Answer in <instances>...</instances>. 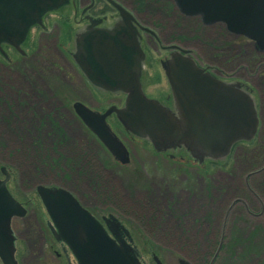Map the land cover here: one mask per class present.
Segmentation results:
<instances>
[{
  "label": "water",
  "instance_id": "1",
  "mask_svg": "<svg viewBox=\"0 0 264 264\" xmlns=\"http://www.w3.org/2000/svg\"><path fill=\"white\" fill-rule=\"evenodd\" d=\"M109 1L119 14L115 25L78 31L72 57L91 84L123 93L125 99L120 107L110 105L102 113L78 101L73 109L113 158L123 164L129 159L127 149L106 123L112 113L125 131L148 140L156 151L183 147L198 162L223 160L235 142L252 139L258 120L250 95L199 66L189 50L173 46L176 49L160 60L175 111L148 97L140 81L145 54L134 18L120 4ZM175 1L186 14L202 12L204 23L226 21L230 29L241 30L264 50V0ZM68 2L0 0V43L20 50L28 28L41 24L45 13ZM1 170L5 178L0 181V259L3 264H17L10 219L24 215L25 208L5 187L9 172L5 167ZM36 192L55 228V238L66 243L77 264H139L133 247L118 237L117 226L108 225V232L70 191L39 184Z\"/></svg>",
  "mask_w": 264,
  "mask_h": 264
},
{
  "label": "rangeland",
  "instance_id": "2",
  "mask_svg": "<svg viewBox=\"0 0 264 264\" xmlns=\"http://www.w3.org/2000/svg\"><path fill=\"white\" fill-rule=\"evenodd\" d=\"M136 15L141 21L153 26L158 31L162 42L177 39L181 48L189 49L200 63L212 67L217 73L222 75L231 73L233 77L250 78L256 82L264 81V66L257 68L255 71L253 70L252 73L248 71L250 59L252 58L251 45L243 38L226 33L222 24L215 23L207 26L203 25L202 27L196 18L186 17L179 13H164L153 4L151 6L146 5L140 12H136ZM64 16H68V21L71 20V14L65 11H61L60 14H51L45 20L50 17V23L54 19L61 20L64 24ZM57 25L60 28V33L58 35V29L55 26L54 35L59 36L56 44L64 43L63 46L65 47L68 41L65 38L68 27L64 25L63 28V25ZM200 28L202 29V32L200 31L201 37L197 38L195 31ZM145 40L150 46L148 64L143 80L144 89L149 95L159 94L167 86L166 78L158 62V59L162 57V53L159 50H154V45L147 36ZM53 42L54 40H51L49 47L43 53V59L40 60L38 66L39 72L30 74L27 71L19 74L16 72L8 74L6 84L10 87H6V90L3 91L4 97L8 102H11L13 111L18 117H14L17 121L10 124H5L9 120L7 118H3L0 122V165L7 167L12 173L13 178L9 188H12L14 194L17 197L22 196L23 193L29 194L34 201L26 218L14 217L11 222L13 232L17 238L24 240V242H15L17 248L15 257L19 264H66V261H69L70 264H77L66 246L67 252L65 251L64 254L67 255L68 260L67 258L65 261L64 259L46 257L44 245L47 242H42L44 235L38 220L41 217L44 221L46 212L34 192L35 186L38 184L60 186L70 190L83 205L95 210L98 216L107 211L115 213V207H117L115 197H118L120 206L124 208H136L142 202L146 203L147 201L148 204L140 206L142 209L138 208V210L163 219V224L158 226V230L154 231V229L150 230L149 228L147 231L137 230L133 232L136 239L133 244L140 258L148 264H151V251H155L156 254L160 255L159 257L165 260V264H172L171 261L165 259L167 256H189L192 262L195 263V260L199 258L197 254L190 252L192 251L191 245L203 255L209 249V243L217 242L222 234L224 242L230 239L233 232H236L240 240H243L255 227L261 226L264 229V213L248 214L241 205H235L226 216L229 204L235 197L239 196H244L254 212L260 210L258 201L243 186V175L248 163L242 161L243 157L240 155L239 149L234 153V164H231V169L226 166L225 162L213 167L214 176L211 180L212 188L209 194L203 192L201 188L198 193L181 192L177 199L172 201L175 203L173 205H170L171 200L167 194L158 195L156 187L146 181L136 188L134 194L136 198H129L130 194L124 188L122 179L115 178L112 170L113 164L106 155L103 159L105 160L104 166L107 169H102L96 160L92 163L88 159L86 162L88 157L85 156L92 153L94 151L92 148H95V146H92L89 141H87L86 146V139L82 132L76 128L69 117L66 116L64 120H61L58 112L52 111L53 106H57V110H59L58 98H52L47 103L46 108L42 109V111L49 110L51 112V118L59 127L64 129L67 137L64 144L56 146L55 151L51 149L49 145L50 141L54 139V134L53 132L47 133L44 130L48 129V124L44 125L41 133H36L38 119L27 117L28 113L24 108L19 107L16 100L22 98L20 91L23 89H28L31 95L32 89L35 87H38L41 92H46L45 83L54 85L58 91L59 86L56 81L68 76L67 70L57 67L61 66L63 61L59 57ZM225 44L230 45L229 51L237 55L231 63L225 58L228 50L217 51L216 49V47H224ZM52 62H55L56 67H51ZM93 93L95 100L92 102L90 96L87 99L95 106L103 107L114 101L112 96L105 95L102 97L98 92ZM257 95H259L260 104L263 105L261 110L264 113V87H259ZM121 100V96H115V103H120ZM2 112H4L2 116H5V113L7 114L4 108ZM7 115L9 116V113ZM37 116L40 118L42 115L39 113ZM28 118V126L31 131L25 133L21 129L23 126L21 120L28 122ZM40 121H44V119L41 117ZM34 139L44 142L42 148L35 147V149H39L38 151L42 156L48 153L55 160H58L55 163L51 161L56 166L43 164V162L36 161L32 157L34 156L32 152V141ZM142 147L143 144H133L131 147L132 158L147 162L153 161L154 157H151ZM71 156L75 157L77 161L81 160L82 168L78 172H73L67 163ZM140 172L139 174H142ZM97 177H99L98 180H101L98 184L95 183ZM260 180L263 181V184H259ZM252 187V190L264 202V176L252 180ZM146 188H150L152 191V196L149 198H146L143 193ZM133 200L135 202H132ZM178 217H181V223L177 222ZM262 233L264 234V231ZM137 235H144L143 240ZM149 235L152 236L149 237ZM146 239L150 240L145 241ZM237 243L241 244L243 242ZM256 257L258 262L264 264V251ZM231 262L227 264H235L234 261L231 260ZM196 264L199 263L196 262ZM249 264H255L254 260Z\"/></svg>",
  "mask_w": 264,
  "mask_h": 264
},
{
  "label": "flooded vegetation",
  "instance_id": "3",
  "mask_svg": "<svg viewBox=\"0 0 264 264\" xmlns=\"http://www.w3.org/2000/svg\"><path fill=\"white\" fill-rule=\"evenodd\" d=\"M113 2H117L122 7H124L134 18V24L136 25L138 32H139V41L141 48L145 54V58L143 60V69L141 72L140 80L142 83L143 90V80L145 78V69L147 68L148 64V50L150 44H148L145 40L146 36L150 39V42L154 45V50H159V52L162 53V57L158 59V62L160 64L161 59H165L169 56V54L174 51L176 48L173 46L180 47V45L176 40L173 41H167L162 42L159 38L158 31L150 25H147L141 19L136 15V12H140V6L138 5L136 0H112ZM176 9V12L180 15H184L186 17H193L197 19V22H200V25L203 27V25H212L215 23H220L224 27V31L226 33L238 36L240 38L245 39L252 47L251 55L252 58L250 59V67H248L249 73H252L253 70L259 69L261 66H264V50L258 48L254 40H251L247 38L241 30L237 29H230L229 25L224 20H219L215 22L210 23H204L203 22V13L197 12L194 14H186L184 13L177 2L175 0H170ZM151 6V4L149 5ZM178 10V11H177ZM61 11H65L71 14V20L68 21V16H64V24L61 22V20H54L52 19V23L49 22L50 17L48 20L47 16L58 13L60 14ZM119 14L115 6L109 1V0H69L67 4H65L63 7L50 11L45 13L42 16V23L41 24H33L31 25L26 33V36L24 40L19 44L20 50L16 49L14 46L7 44L5 42L0 43V122L3 120V118H7L5 124H10L11 122L17 121L16 118L18 117L15 115L16 113L13 111L11 102L7 101V99L3 95V91L6 90V87H10L8 84H6L7 81V75L12 74L13 72L16 73H24L29 71L30 74H35L39 72V62L43 59V53L44 51L49 47V44L51 40H54V47L59 55V57L62 59L63 64L61 66H57L59 69L63 68L67 70L68 76H64L65 78H62L58 81H56L57 85L59 86V90L57 91L55 86L50 83H45L44 87L46 88V92H41L39 88L35 87L32 89V95L31 92L25 89L20 91L22 98H18L16 100L17 104L20 108H24L26 110L27 117H30V119L36 118L37 121V129L36 133H41L44 128V125L48 124V129L46 130L47 133L53 132L54 128L52 126L55 125L54 120L51 118V112L49 110L42 111L43 108H46V105L48 102L51 101L52 98L56 99L58 98L60 105L59 110H57V106H53L54 112H58L59 119L64 120L65 117H69V119L72 121V123L76 126L80 132H82L84 138L86 139V146L87 141L90 142L92 146H95L94 151L90 153L89 155H86V161L90 159V161L93 163L95 160L100 164V167L102 169L105 168L104 163L105 160L103 158L106 157L111 159V163L113 164V174L115 175V178L118 180L122 179L123 186L130 194L129 198H136L134 197L135 190L137 187H140L142 182H148L151 183L152 186H155L158 192V195H165L167 194L170 198V205L175 204L174 201L177 199L179 194L181 192H187V193H198L200 188L205 193H210V190L212 188L211 180L214 176L213 167L216 165H221L224 162L227 164L226 166L230 167L233 163V159L235 156L236 150H240V155L243 157L242 161L244 163H248V167L246 168L244 175H243V186L246 189V191L251 192L250 194L253 195L252 197L258 201L260 205V210L257 212H254L252 210V207L249 206V203L245 200L244 196L235 197L231 203L229 204L227 210L229 211L235 206V205H241L242 208L245 210L248 214H260L264 213V202H262L261 198L252 190V180L258 179V177L264 176V113L262 112L261 108L263 105L260 104L259 99V87H264V81L256 82L250 78H242V77H233L231 73L222 75L220 73H217L212 67L208 65H204L200 63L191 53L189 49V54L194 58L196 63L203 67L206 71L211 73L216 78L229 82V83H235L240 90L246 92L250 95L257 115V128L254 136L252 139L248 141H237L235 142L228 155L223 159L222 161H213L210 159H204L202 162H198L193 160L188 153L185 151L183 147L179 148H173V149H167L165 151H156L152 144L145 139L136 137L135 135L128 133L124 130L120 122L117 120L114 113L106 117V122L110 126L112 132L115 134V136L122 142V144L127 149L128 153V161L127 163L123 164L113 158L111 154L106 150V148L103 146V144L96 138L95 135L88 129V127L83 123V121L78 117V115L75 113L73 109V103L74 102H80L89 107L93 111H98L100 113L104 112L107 107L110 105H115L117 107H120L125 99V95L122 93H115V92H106L103 91L97 87H95L93 84L89 82L87 77L84 75V73L81 71V69L78 67V65L75 63L72 57V53L74 52L75 47V34L78 31H86L87 29L91 28H100V29H108L115 25V21L118 19ZM148 18H150L148 16ZM57 24L66 25L68 27L66 35L67 45L64 47L63 44H56L57 40L59 38L60 28ZM58 29V35L57 37L54 35V28ZM197 27V26H196ZM147 29V30H146ZM202 29H197L195 32V36L197 38L201 37ZM62 32V31H61ZM64 33V32H63ZM181 48V47H180ZM184 49V48H182ZM217 51H223L222 49L228 50V54L225 57L227 60H229V63L232 62L233 59L236 58V54H232L230 50V45H226L224 47H216ZM239 55V54H238ZM56 67L55 62H52L51 67ZM161 66V65H160ZM254 67V68H253ZM256 67V69H255ZM162 69V68H161ZM164 74V72H163ZM165 76V74H164ZM166 78V76H165ZM167 81V78H166ZM93 90V91H92ZM19 92V91H17ZM99 93L103 96H112L114 97V101L112 103H109L103 107L101 106H95L93 103L91 104L87 97L90 96V100L94 99V93ZM146 95L150 98H154L158 100L162 105L169 108L171 111H175L174 109V99L171 91V87L167 81V86L164 88V90H161L159 94H151L149 95L147 92H145ZM115 96L122 97V100L120 103H115ZM87 100V101H86ZM97 100V99H96ZM98 101V100H97ZM32 103V104H31ZM4 110L9 113V116L5 113V116H2V112ZM38 109V110H37ZM41 109V111H40ZM39 113H41V117L44 119V121H40V118L37 116ZM22 121V127L21 129L24 130L25 133H29L31 131V128L28 126L29 118L27 119L28 122ZM71 123V124H72ZM61 128V127H59ZM62 131H64L63 128H61ZM65 133V131H64ZM263 135V136H262ZM143 144L142 149L148 154H150L153 158V161L147 162L145 160L140 159H134L132 158L131 153V147L133 144ZM54 145V143H53ZM234 164V163H233ZM210 165H212L210 167ZM247 166V165H246ZM5 167L3 165H0V181L4 180L5 174L2 172L1 168ZM5 169L9 172V178L5 182V187L9 191V193L17 199L25 208V213L22 216H14L19 218H26L29 215L30 206L32 203L34 204L33 198L29 196V194L23 193L22 196L17 197L13 190H11L9 187L10 182L13 178L12 173L9 171L7 167ZM189 170V171H188ZM142 172V174H139V172ZM140 172V173H141ZM97 177L96 184L98 182H101V180ZM201 182V186H200ZM259 184H263V181L260 180ZM157 185V186H156ZM163 185V186H162ZM150 186V185H149ZM148 186V187H149ZM262 186V185H260ZM38 200L40 201L37 192H36V186L34 190ZM146 196V198H149L152 196V191L150 188H146L145 192H143ZM74 195V194H73ZM75 196V195H74ZM76 197V196H75ZM77 198V197H76ZM138 198V197H137ZM78 199V198H77ZM116 206L115 207V213L114 212H106L98 216L97 212L93 210L92 208H89L85 205H83L79 199L78 201L80 204L85 207L98 221L108 230V225H116V232L120 239H123L125 242H128L137 253L139 264H148L144 260H142L139 256V253L133 244L135 237L133 235V232L137 230H144L147 231L149 228L150 230H158L159 225H162V220L160 217H154L152 214H148L146 212H141L138 210V208L142 209L140 206L148 204L147 201L142 202L140 206L136 208H124L120 206V202L118 200V197H115ZM132 202H135L134 200ZM119 203V204H118ZM168 203V204H169ZM134 206V205H133ZM226 210V212H227ZM11 218V222L12 219ZM177 222L181 223V217L177 218ZM39 223H40V229L44 235L42 242L45 243V254L46 257L51 259H64L66 261L67 255L64 254L66 250L65 246L66 244L62 240H58L54 236V226L52 222L50 221L48 215L46 214L45 220L43 221L40 217ZM209 222V221H208ZM12 229V226H11ZM12 233L14 236V255L16 256L17 248L15 247V242H24V240H20L17 238L15 233ZM136 236V235H135ZM141 240H143L144 235H137ZM152 236V235H151ZM149 235V237H151ZM154 236V235H153ZM155 237V236H154ZM138 238V239H139ZM150 240L146 239L145 241ZM225 242H214L212 245H215V249L211 255L206 256H200V262L201 264H217L216 261L220 257L221 247ZM67 247V246H66ZM68 248V247H67ZM218 249V251H217ZM70 251V250H69ZM217 251V254L215 252ZM160 255L156 254L155 251H151L150 254V263L151 264H165V260L159 257ZM199 257V258H200ZM165 259L172 262V264H181V261H186L189 264H196V262L199 261V259L195 260V263L192 262V260L189 258V256H167ZM68 260V258H67ZM69 262V261H68ZM66 261V264H70ZM0 264H2L0 259ZM17 264L18 261H17Z\"/></svg>",
  "mask_w": 264,
  "mask_h": 264
},
{
  "label": "trees",
  "instance_id": "4",
  "mask_svg": "<svg viewBox=\"0 0 264 264\" xmlns=\"http://www.w3.org/2000/svg\"><path fill=\"white\" fill-rule=\"evenodd\" d=\"M136 1L140 6L139 7L140 9H143L146 5L153 4L157 6V8L160 9L162 12L164 11V13H171V14L177 13L176 9L174 8L170 0H136ZM52 127L54 128L53 130L54 139L50 141L49 147L55 151L56 146L58 147L64 144L67 137L64 131H62V129L59 128V126L56 123ZM43 145L44 142L42 140L34 139L32 141V146H33L32 152L34 155L32 157H34L36 161L39 160L40 162H43V164L44 163L52 164V162L55 163V161L58 162V160H55V158L50 156L48 153L44 154L43 156L40 155V151H38L39 149L37 148H42L41 146ZM35 147L37 148L35 149ZM69 159L70 160L67 163L68 165H70L71 170L73 172L74 171L78 172V170H81L82 168L81 160L77 161L75 157L72 156ZM54 165L52 164L50 166L53 167ZM262 228L263 227L261 226L255 227L248 235H246V237L243 240H240L239 235L236 232H233L230 239L225 241V243H223L221 247L220 257L218 258L216 263L227 264V263H232L231 262L232 260L234 261L235 264H249L251 261L254 260L255 264H263L262 262H258L256 257L259 253L264 251V234L262 233L264 229ZM237 242H243V243L238 244ZM208 248L209 249L206 250V253H203L202 255V253L197 252L195 250V247L191 245L192 251L190 252L192 254H197L199 258L201 255L202 256L211 255L215 249V245L214 244L212 245V243L210 242ZM228 257L232 259L229 260ZM200 259L201 257L199 258L198 261L199 264H201Z\"/></svg>",
  "mask_w": 264,
  "mask_h": 264
}]
</instances>
